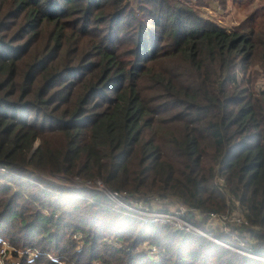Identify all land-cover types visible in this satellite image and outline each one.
I'll list each match as a JSON object with an SVG mask.
<instances>
[{
  "label": "trees",
  "instance_id": "1",
  "mask_svg": "<svg viewBox=\"0 0 264 264\" xmlns=\"http://www.w3.org/2000/svg\"><path fill=\"white\" fill-rule=\"evenodd\" d=\"M209 4L0 0V166L19 175L0 174V249L21 264H264L85 186L206 214L237 203L264 256V8L229 32Z\"/></svg>",
  "mask_w": 264,
  "mask_h": 264
},
{
  "label": "built area",
  "instance_id": "2",
  "mask_svg": "<svg viewBox=\"0 0 264 264\" xmlns=\"http://www.w3.org/2000/svg\"><path fill=\"white\" fill-rule=\"evenodd\" d=\"M0 174L11 178H19V175L10 172L2 166H0ZM218 180L220 185H224L222 178ZM76 181L81 182L80 179H76ZM85 186L103 194L110 205L113 206V209L129 218L136 219L146 225H162L173 231L204 237L242 256L264 262V256L254 254L251 246L248 244L253 243L254 240L248 234L247 239L240 238L239 236L238 229L250 226L245 214L239 210L237 212L233 210L223 213L210 212L206 214L184 204L179 197H176L177 206L171 208L169 206H171L173 201L170 196H147L143 199L127 190H111L101 180L88 181L85 183ZM205 216L210 223L220 229L222 234L228 235V239L216 238L213 233L191 223L189 220V217L202 220ZM147 246L146 252L152 255L159 253L157 247ZM13 252L14 249L8 242L4 241L0 249V264H21L22 255L25 253H18L19 256L14 258ZM49 258L53 260L52 257Z\"/></svg>",
  "mask_w": 264,
  "mask_h": 264
},
{
  "label": "rangeland",
  "instance_id": "3",
  "mask_svg": "<svg viewBox=\"0 0 264 264\" xmlns=\"http://www.w3.org/2000/svg\"><path fill=\"white\" fill-rule=\"evenodd\" d=\"M197 1L198 0H194V2H197ZM200 1H202V3H205V4L210 3L209 5H211V6L208 5V7H206V8H201V13L206 18H208V19L216 22L217 24L227 28L229 30V32H232L233 29L246 18V16H248L249 14H251L255 11H257L261 14V13H263L262 10L264 8V0L257 1L256 4H254V5L249 4L247 2V0H227L226 6H220L218 4H214V2H212L211 0H200ZM261 86H262V83L260 82L259 87H261ZM217 183H219L218 179H217ZM59 185H61V184L59 183ZM138 196L141 197L140 195H138ZM148 196H159V195H155V194L150 195L149 194ZM170 197H171V200L173 202H172L171 206H169V207L174 208L177 206V203H176L177 202L176 201L177 196L171 195ZM230 202H232V201H230ZM234 204L236 206V208H234V210H236V212H237L239 210L238 206L236 203H234ZM201 228H204L205 230H208L213 234H215V233L212 232L211 229L220 230L218 227H215L209 221H207V224L205 226H202ZM240 229H238V230H240ZM225 239H228V237ZM147 245H149V244H147V243L144 244L143 249L147 250L146 249L148 247ZM13 257L17 258L18 255L17 256L13 255Z\"/></svg>",
  "mask_w": 264,
  "mask_h": 264
},
{
  "label": "water",
  "instance_id": "4",
  "mask_svg": "<svg viewBox=\"0 0 264 264\" xmlns=\"http://www.w3.org/2000/svg\"><path fill=\"white\" fill-rule=\"evenodd\" d=\"M39 146V144H37V146L36 147H38Z\"/></svg>",
  "mask_w": 264,
  "mask_h": 264
}]
</instances>
